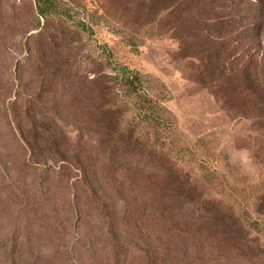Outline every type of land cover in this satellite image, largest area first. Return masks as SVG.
Listing matches in <instances>:
<instances>
[{
  "label": "rangeland",
  "instance_id": "obj_1",
  "mask_svg": "<svg viewBox=\"0 0 264 264\" xmlns=\"http://www.w3.org/2000/svg\"><path fill=\"white\" fill-rule=\"evenodd\" d=\"M53 1L0 0V264H264V30L232 51L218 0ZM109 53L152 118L96 98Z\"/></svg>",
  "mask_w": 264,
  "mask_h": 264
},
{
  "label": "trees",
  "instance_id": "obj_2",
  "mask_svg": "<svg viewBox=\"0 0 264 264\" xmlns=\"http://www.w3.org/2000/svg\"><path fill=\"white\" fill-rule=\"evenodd\" d=\"M36 14L38 18H42L47 20L55 15L59 10L58 4L53 0H34ZM210 3V0L207 3ZM218 12V22L221 27V32H225V28L231 27L233 30L236 29L238 33L235 42L236 47L232 49L235 51L242 47V42L244 39L253 37L252 42L258 41L260 33L264 30V0H218L216 5ZM210 10L209 8H207ZM41 23L38 21L37 30L40 29ZM82 27L86 29V26L82 23ZM111 55L106 57L107 59V71L101 73H93V78L90 79L89 84L92 88L99 90V95H97V99L99 101L105 100V98L110 97V94H114L117 90H123L126 93L127 97H131L135 99V104H138V99H140V106H138V110L140 113L147 118L153 117V105L152 99L147 92L144 91L143 88V77L136 71L128 69L124 65H119L116 63H112ZM254 68V67H253ZM250 68L247 67L245 70L237 69L236 74L240 76H245L247 71L249 72ZM259 71V70H258ZM257 69L253 71V81L251 84H248L249 91L253 95L255 104L258 105L262 110V119H264V71H259ZM260 77V78H258ZM114 92V93H113ZM95 98V99H96ZM101 110L96 111V113H103L106 110H114L116 107L120 105L115 102L111 105L101 104ZM117 109V108H116ZM90 116H93V114ZM88 116V117H90ZM100 127L104 130L105 124ZM100 129V128H98ZM101 130V129H100ZM125 129L120 128L114 133V149H116L117 143L121 140L122 135H124ZM202 215H194L192 213H188L186 217L183 215L182 219L184 223L194 224L197 221H201ZM257 225V222H255ZM128 252V251H127ZM130 252V253H129ZM128 254L131 256L132 250H130ZM129 255L126 257L124 264H129ZM132 257V256H131Z\"/></svg>",
  "mask_w": 264,
  "mask_h": 264
}]
</instances>
